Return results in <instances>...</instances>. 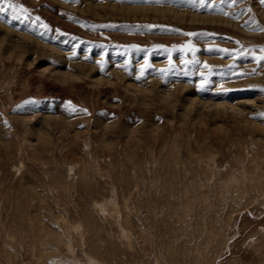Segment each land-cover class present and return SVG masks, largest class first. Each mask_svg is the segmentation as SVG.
<instances>
[{
    "label": "rangeland",
    "instance_id": "1",
    "mask_svg": "<svg viewBox=\"0 0 264 264\" xmlns=\"http://www.w3.org/2000/svg\"><path fill=\"white\" fill-rule=\"evenodd\" d=\"M0 264H264V0H0Z\"/></svg>",
    "mask_w": 264,
    "mask_h": 264
},
{
    "label": "snow or ice",
    "instance_id": "2",
    "mask_svg": "<svg viewBox=\"0 0 264 264\" xmlns=\"http://www.w3.org/2000/svg\"><path fill=\"white\" fill-rule=\"evenodd\" d=\"M45 27H47V26L45 25Z\"/></svg>",
    "mask_w": 264,
    "mask_h": 264
}]
</instances>
